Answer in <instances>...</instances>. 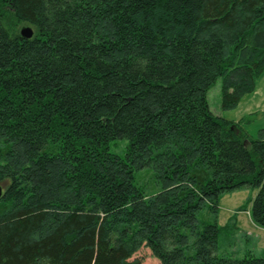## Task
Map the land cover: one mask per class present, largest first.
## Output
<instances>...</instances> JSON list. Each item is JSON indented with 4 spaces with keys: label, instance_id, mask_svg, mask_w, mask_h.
Masks as SVG:
<instances>
[{
    "label": "trees",
    "instance_id": "16d2710c",
    "mask_svg": "<svg viewBox=\"0 0 264 264\" xmlns=\"http://www.w3.org/2000/svg\"><path fill=\"white\" fill-rule=\"evenodd\" d=\"M263 74L264 0H0V264H264L217 223L249 190L264 229V129L207 103Z\"/></svg>",
    "mask_w": 264,
    "mask_h": 264
},
{
    "label": "rangeland",
    "instance_id": "374dc122",
    "mask_svg": "<svg viewBox=\"0 0 264 264\" xmlns=\"http://www.w3.org/2000/svg\"><path fill=\"white\" fill-rule=\"evenodd\" d=\"M220 90L221 79H217L207 92L210 112L215 117L228 121H241L250 139L256 140L259 131L264 129V74L258 80L255 91L243 97L234 110L221 109ZM123 146L122 142H117L115 145L112 143L110 148L114 152H120ZM255 194V191L242 190L221 199L217 223L220 227H225L219 234L220 252L223 255L235 259H242L246 255L264 259V229L253 223L247 210L249 206H246L247 200ZM202 216L205 218L206 212ZM129 262L160 264L147 248H141Z\"/></svg>",
    "mask_w": 264,
    "mask_h": 264
},
{
    "label": "water",
    "instance_id": "95a60500",
    "mask_svg": "<svg viewBox=\"0 0 264 264\" xmlns=\"http://www.w3.org/2000/svg\"><path fill=\"white\" fill-rule=\"evenodd\" d=\"M20 36L24 39H31L32 36H33V31L30 27H22L21 30H20ZM3 195V187L0 186V199Z\"/></svg>",
    "mask_w": 264,
    "mask_h": 264
}]
</instances>
